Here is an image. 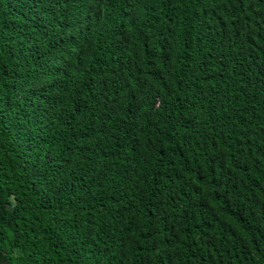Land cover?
<instances>
[{
  "label": "trees",
  "instance_id": "obj_1",
  "mask_svg": "<svg viewBox=\"0 0 264 264\" xmlns=\"http://www.w3.org/2000/svg\"><path fill=\"white\" fill-rule=\"evenodd\" d=\"M264 264V0H0V263Z\"/></svg>",
  "mask_w": 264,
  "mask_h": 264
},
{
  "label": "water",
  "instance_id": "obj_2",
  "mask_svg": "<svg viewBox=\"0 0 264 264\" xmlns=\"http://www.w3.org/2000/svg\"><path fill=\"white\" fill-rule=\"evenodd\" d=\"M0 264H9V262L5 261V262H3V263H0Z\"/></svg>",
  "mask_w": 264,
  "mask_h": 264
}]
</instances>
